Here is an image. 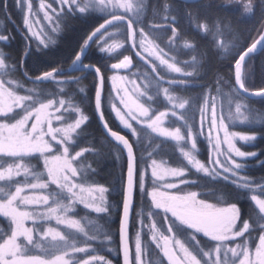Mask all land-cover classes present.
Instances as JSON below:
<instances>
[{
	"label": "rangeland",
	"instance_id": "rangeland-1",
	"mask_svg": "<svg viewBox=\"0 0 264 264\" xmlns=\"http://www.w3.org/2000/svg\"><path fill=\"white\" fill-rule=\"evenodd\" d=\"M15 1L23 11L24 25L27 20L36 36L25 25L27 32L36 44L46 45L63 11H96L107 18L126 13L138 18L143 0ZM239 5L246 14L251 12L248 0ZM116 21L113 29L110 25L103 29L97 41L112 58L121 47ZM133 31L129 42L135 55L114 61L129 57L132 66L109 76L104 95L116 123L134 138L137 148L136 201L130 226L133 264H173L169 253L180 264H240L244 247L254 258L264 229L253 241V226L241 220L238 205L207 198L214 191L200 184L230 181L246 189L264 216V181L247 174L248 161L256 152L246 147L257 134L242 130L259 118L251 114L245 98L231 91L218 100L203 98L194 107L196 95L183 92L186 88L177 90L171 79L184 75L170 52L175 37L164 48L152 32ZM11 72L7 65L0 67V93H9L14 100L12 111L0 113V175L4 176L0 206L13 202L31 230L30 241L21 238L24 255L37 264H63L59 257L83 264L92 256L115 264L118 205L110 197L109 185L96 180L102 153L78 144L89 113L66 91L68 79L50 77L45 86L37 87L20 83ZM74 90L84 92L80 85ZM201 143L207 147L206 157ZM113 152L120 157L117 147ZM9 172L15 174L9 176ZM101 188L106 191L100 192ZM0 217L14 230L8 218ZM8 235L0 231V243ZM92 264L103 262L93 260Z\"/></svg>",
	"mask_w": 264,
	"mask_h": 264
},
{
	"label": "trees",
	"instance_id": "trees-1",
	"mask_svg": "<svg viewBox=\"0 0 264 264\" xmlns=\"http://www.w3.org/2000/svg\"><path fill=\"white\" fill-rule=\"evenodd\" d=\"M241 0H143L138 18H131L126 13L118 15L120 26L121 47L118 56L112 58L102 51L98 45V36L93 40L92 50L102 57L89 61L98 65L107 79L116 70L110 64L124 56L135 55L131 42V33L138 29L152 32L153 38L164 48L171 37H175L173 50H170L181 63L184 75H174V88H186L183 92L196 95L194 107L207 98L220 99L227 92L236 93L245 98L250 106L251 114L258 117L257 123L244 125L242 130L257 134L253 143L246 148L256 152L248 161L247 174L255 180L264 181V97L247 98L235 85L234 64L241 52L253 43L264 29V0H248L252 4L249 14L239 5ZM62 17L55 26L56 32L50 33V41L44 45L36 44L24 25L23 11L15 0H0V35L9 37L2 40L0 50L5 57V64L11 68V73L20 83L37 87L46 85L50 77L68 79L66 90L71 99L81 104L89 113V121L81 130L79 146L87 147L102 153L96 170V180L109 185L112 201L118 205L116 228L118 238V223L122 207L123 185L126 170V157L123 150L112 142L106 134L94 112V94L97 84L95 71L69 72L67 68L75 60L76 54L82 48L89 34L107 17L95 11L78 13L63 11ZM156 24H172L170 26H155ZM114 28L113 26L110 29ZM183 44L188 45L186 50ZM28 49V51L26 50ZM58 68L64 71L56 72L40 82H32L25 75H39L45 71ZM66 69V70H65ZM126 72V71H123ZM162 72V70L158 71ZM165 76V75H164ZM243 84L247 89L264 88V48L251 55L244 67ZM82 86L84 92L76 93L77 86ZM74 91H73V90ZM106 92V87H105ZM104 92V95H105ZM103 106L109 124L126 134L106 106L103 96ZM129 135V134H128ZM136 149L134 138L129 135ZM113 147H117L120 157L114 156ZM201 151L206 157L207 147L201 143ZM138 161V155H137ZM100 162V164H99ZM100 168V171H99ZM202 178V177H201ZM203 180V179H202ZM201 180V181H202ZM206 186L214 194L208 193L207 198L222 204H237L241 212V220L248 221L253 226L250 231L253 241L260 236L264 216L254 206L246 189L223 179L209 180ZM137 183V178H136ZM6 186V185H5ZM211 191V192H212ZM0 231L3 236L10 234V223L0 217ZM1 237L0 241L2 240ZM119 244V243H118ZM121 264L120 255L115 257Z\"/></svg>",
	"mask_w": 264,
	"mask_h": 264
},
{
	"label": "water",
	"instance_id": "water-1",
	"mask_svg": "<svg viewBox=\"0 0 264 264\" xmlns=\"http://www.w3.org/2000/svg\"><path fill=\"white\" fill-rule=\"evenodd\" d=\"M184 1H198V0H184ZM123 16L116 15L104 21L100 26L94 30L89 37L87 38L83 49L80 52V57L77 63H72L68 67L69 72L76 70H94L97 75V84L94 94V112L95 115L103 129V132L106 136L118 145L126 157V170L125 178L123 185V198H122V207L119 217L118 224V243H119V255L121 259V264H133L132 260V247L130 240V226L131 219L135 205V193H136V178H137V154L133 141L130 136L123 132L120 129L112 127L106 117L104 106H103V96L106 87V76L103 73L102 69L91 62L84 63L83 58L87 53L92 41L95 37L100 34V32L113 23L116 19H121ZM170 26L172 24H156L155 26ZM264 48V29L262 34L249 46H247L241 54L238 56L234 64V73H235V85L238 91L247 98H260L264 97V88L258 90H250L245 87L243 84V73L244 67L247 59ZM132 62L131 58H124L120 62H113L110 65L112 70L116 71H127L131 68ZM57 68L45 71L39 75L33 76L26 74L25 77L32 82H39L44 78L57 72ZM169 258L173 264H180L172 255L169 253Z\"/></svg>",
	"mask_w": 264,
	"mask_h": 264
},
{
	"label": "snow or ice",
	"instance_id": "snow-or-ice-1",
	"mask_svg": "<svg viewBox=\"0 0 264 264\" xmlns=\"http://www.w3.org/2000/svg\"><path fill=\"white\" fill-rule=\"evenodd\" d=\"M22 3V0H19ZM25 25L28 27V30L32 32L33 36H36V32L32 31V28L29 26V22L25 20ZM9 39L6 35H0V40ZM43 44V41L40 42ZM47 47V45H44ZM28 51V49L26 48ZM5 57L3 54H0V67H4ZM14 103L13 97L7 93H0V113H6L12 111V105ZM15 173L9 172L7 175L12 176ZM4 179L3 175H0V180ZM100 192L106 191V189L101 188ZM261 208L264 209V204H261ZM100 211V209H97ZM0 215L5 218H8L12 224H14V230L11 231L10 235L0 243V264H37L36 261L28 259L25 255L24 244L21 241V238L26 241H30L32 239L31 230L27 228L26 221L22 216L18 214L15 210V205L13 202H4L3 206H0ZM236 216L239 217V210H236ZM73 227L78 228L79 224L75 221L72 222ZM243 229L247 232L248 225L244 224ZM264 229V225L261 226ZM76 251L85 252V249H77ZM58 259L63 261V264H70L69 259H65L64 257H59ZM102 261L103 264H111V261L105 260L103 257L92 256L91 261L85 260L83 264H92V261ZM240 264H264V236L259 238V247L256 248L255 257L250 258L247 247L243 248V259Z\"/></svg>",
	"mask_w": 264,
	"mask_h": 264
},
{
	"label": "flooded vegetation",
	"instance_id": "flooded-vegetation-1",
	"mask_svg": "<svg viewBox=\"0 0 264 264\" xmlns=\"http://www.w3.org/2000/svg\"><path fill=\"white\" fill-rule=\"evenodd\" d=\"M75 3V2H74ZM69 9H74V8H69ZM69 11H75V10H69ZM75 12H77V11H75ZM96 12V11H95ZM114 16H116L115 14H113V15H111L110 17H108V18H111V17H114ZM108 18H106V20L108 19ZM105 21V20H104ZM104 21H102L100 24H102ZM117 21L115 20L113 23H111L110 24V26H112L113 24H115ZM100 24L94 29V30H96L99 26H100ZM109 26V27H110ZM108 27V28H109ZM107 28V29H108ZM94 30H92V32L94 31ZM105 30H103V31H101L100 32V34H99V36L100 35H102L103 34V32H104ZM91 32V33H92ZM90 33V34H91ZM89 34V35H90ZM97 37H98V35H97ZM96 38V37H95ZM86 42V41H85ZM84 45H85V43H84ZM83 45V46H84ZM92 45H93V41H92V43H91V45H90V47H89V49L87 50V53H86V55L84 56V58H83V62L84 63H89V61H93V60H96V59H99V58H101L102 56L99 54V53H97V52H94V50H92ZM83 46H82V48L81 49H79L78 50V52H77V54H76V57H75V60L73 61V63L76 61V60H79V57H80V52H81V50L83 49ZM86 70H88V69H86ZM86 70H81V71H76V72H85ZM94 71V70H93ZM73 73V72H72ZM75 73V72H74ZM176 200H177V198H176ZM135 201H136V193H135ZM172 262V261H171Z\"/></svg>",
	"mask_w": 264,
	"mask_h": 264
}]
</instances>
